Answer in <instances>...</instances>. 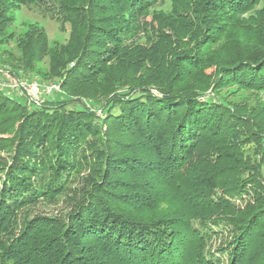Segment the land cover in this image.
<instances>
[{
    "label": "trees",
    "instance_id": "1",
    "mask_svg": "<svg viewBox=\"0 0 264 264\" xmlns=\"http://www.w3.org/2000/svg\"><path fill=\"white\" fill-rule=\"evenodd\" d=\"M169 1L0 0L70 26L0 60L66 98L0 86V264H264V0Z\"/></svg>",
    "mask_w": 264,
    "mask_h": 264
},
{
    "label": "rangeland",
    "instance_id": "2",
    "mask_svg": "<svg viewBox=\"0 0 264 264\" xmlns=\"http://www.w3.org/2000/svg\"><path fill=\"white\" fill-rule=\"evenodd\" d=\"M170 4V1L167 0L166 4L160 7V9H162L161 12H163L164 15L170 12ZM148 21H151V16L148 17ZM31 25L36 26L38 30H43L46 33L51 48L67 44L69 41V25L62 27L60 22L52 18L51 14L37 9L36 7H21L15 11V21L9 30V32H13V41L8 47H6V51L0 55V60L10 63L11 65H14V67H22L25 59H23L24 56L22 50L18 47V40L25 36ZM50 67V59L44 58L37 62L34 68L35 70L50 74ZM5 70L2 71V76H0V80H2L1 83L5 85L4 88L8 90L7 93L9 95L16 97L21 102L25 99L28 104L40 105L47 100L66 99L60 83L55 81L54 78L47 77L46 80H43L32 73L24 75L18 72L20 74L19 78L15 74L10 73L11 71L9 68H6ZM23 83L25 84L26 90L24 88L16 87L17 84L20 85ZM54 87L59 89H55ZM243 97L244 96L238 95L235 98L240 100ZM245 98L246 95L244 100ZM0 138H2L1 135ZM61 209V207H57L49 210H54L53 213L56 214Z\"/></svg>",
    "mask_w": 264,
    "mask_h": 264
},
{
    "label": "built area",
    "instance_id": "3",
    "mask_svg": "<svg viewBox=\"0 0 264 264\" xmlns=\"http://www.w3.org/2000/svg\"><path fill=\"white\" fill-rule=\"evenodd\" d=\"M0 86L2 87V88H4L5 87V85H3L2 83H0ZM16 87H20V88H24L25 90H26V87H25V84L23 83V84H20V85H18L17 84V86ZM55 89H59V88H57V87H54ZM50 90V89H49ZM53 91V90H52ZM51 92V91H50Z\"/></svg>",
    "mask_w": 264,
    "mask_h": 264
}]
</instances>
